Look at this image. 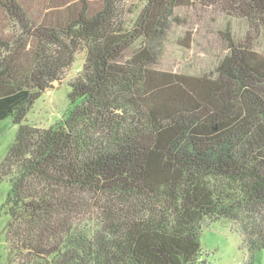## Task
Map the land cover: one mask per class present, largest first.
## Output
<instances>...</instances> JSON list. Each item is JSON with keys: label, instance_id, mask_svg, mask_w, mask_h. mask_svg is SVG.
Returning a JSON list of instances; mask_svg holds the SVG:
<instances>
[{"label": "trees", "instance_id": "trees-1", "mask_svg": "<svg viewBox=\"0 0 264 264\" xmlns=\"http://www.w3.org/2000/svg\"><path fill=\"white\" fill-rule=\"evenodd\" d=\"M138 1L0 0V122L18 127L0 170L13 264H209L203 226L220 220L240 225L250 264L264 252L256 38L228 34L210 76L159 69L177 9L220 8L259 33L264 0ZM82 51L65 121L24 124Z\"/></svg>", "mask_w": 264, "mask_h": 264}, {"label": "rangeland", "instance_id": "rangeland-1", "mask_svg": "<svg viewBox=\"0 0 264 264\" xmlns=\"http://www.w3.org/2000/svg\"><path fill=\"white\" fill-rule=\"evenodd\" d=\"M80 5L79 0H68ZM138 6V0H130ZM143 7V5L141 6ZM141 9V8H140ZM137 11L136 13H138ZM137 14L126 19L131 24ZM178 21L172 24L165 44L160 70L191 77L210 76L220 61L229 53L228 34L240 44L255 40V50L264 54V32L251 26L245 20L235 19L216 7H183L176 10ZM129 24V26L131 25ZM86 53L77 56L76 63L69 69L61 82H56L28 113L24 124L50 129L62 124L72 103L69 99L70 83L81 73ZM18 127L11 119L0 122V170L13 146ZM10 188L7 183L0 184V264H13L9 247V222L6 203ZM204 259L209 264H250L252 254L244 241L240 225L230 220H220L203 226L201 239ZM254 264H264V252L254 255Z\"/></svg>", "mask_w": 264, "mask_h": 264}]
</instances>
